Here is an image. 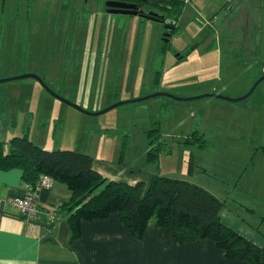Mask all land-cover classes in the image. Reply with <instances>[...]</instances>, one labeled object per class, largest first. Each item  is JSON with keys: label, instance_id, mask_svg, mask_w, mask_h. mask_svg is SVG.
<instances>
[{"label": "rangeland", "instance_id": "rangeland-1", "mask_svg": "<svg viewBox=\"0 0 264 264\" xmlns=\"http://www.w3.org/2000/svg\"><path fill=\"white\" fill-rule=\"evenodd\" d=\"M220 1L189 2L169 38L162 23L108 14L107 0H0V128L12 139L28 126L41 148L90 155L121 181L197 180L264 230V80L241 102L197 99L241 98L264 77L238 51L247 40H226L252 31Z\"/></svg>", "mask_w": 264, "mask_h": 264}, {"label": "trees", "instance_id": "trees-1", "mask_svg": "<svg viewBox=\"0 0 264 264\" xmlns=\"http://www.w3.org/2000/svg\"><path fill=\"white\" fill-rule=\"evenodd\" d=\"M131 1L141 8L139 16L164 24L167 37L178 33L177 25L187 0ZM149 12L158 16L148 17ZM27 127L23 135L0 142V171L21 170L27 187L36 188L40 177L48 175L69 189L70 200L56 209L68 214L71 243L80 237L82 221L104 219L117 213L124 226L137 237H142L150 221L155 220L167 245L211 239L230 258L264 264V247L225 226L221 221L224 203L204 188L158 174L148 185L109 181L94 169L92 156L41 148L29 139ZM197 133V140L204 139L203 134ZM149 144L148 161L153 162L163 147L161 143L154 145L152 140ZM194 162L192 158L188 166L190 176L196 168Z\"/></svg>", "mask_w": 264, "mask_h": 264}, {"label": "crops", "instance_id": "crops-1", "mask_svg": "<svg viewBox=\"0 0 264 264\" xmlns=\"http://www.w3.org/2000/svg\"><path fill=\"white\" fill-rule=\"evenodd\" d=\"M191 1L187 0L186 6ZM220 5L218 13L223 12L239 28H250L252 31L251 34L249 32L250 35L242 30V36H227L228 43L239 45L242 39L247 40L248 48L238 51H243L247 56L255 55L261 62L264 61V0H221ZM226 50L229 53L237 51L229 47ZM7 130V123L3 122L0 142L10 139ZM16 136L21 135L14 137ZM94 169L109 181L130 185L137 182H145L147 185L150 183L147 178L121 181L118 176L97 166L95 159ZM195 171L196 169L190 177H195ZM183 179L204 188L223 202L212 188L191 178ZM24 195L22 171H0V264H249L246 260L228 257L211 239L167 245L155 220L150 221L142 237H137L124 226L117 213L104 219L82 221L81 235L71 243L72 230L68 214L56 209L70 200L71 193L66 186L55 181L50 190L40 193L42 211L36 220V231L29 234V224L9 203L10 199L22 198ZM223 203L222 223L263 248L264 230L259 231L257 225L242 218L232 207H225L226 203ZM55 209L57 217L50 218L46 215L47 211Z\"/></svg>", "mask_w": 264, "mask_h": 264}, {"label": "built area", "instance_id": "built-area-1", "mask_svg": "<svg viewBox=\"0 0 264 264\" xmlns=\"http://www.w3.org/2000/svg\"><path fill=\"white\" fill-rule=\"evenodd\" d=\"M53 182L54 181L50 176L42 175L36 188L25 186L24 197L9 200V203L16 209L23 220L29 224V234H34L36 231V220L42 211L39 201L40 193L44 190H50L53 186ZM46 215L50 218H55L58 216V213L55 209L47 211Z\"/></svg>", "mask_w": 264, "mask_h": 264}, {"label": "water", "instance_id": "water-1", "mask_svg": "<svg viewBox=\"0 0 264 264\" xmlns=\"http://www.w3.org/2000/svg\"><path fill=\"white\" fill-rule=\"evenodd\" d=\"M107 6L109 8H112L114 9L113 11H111L112 13H122V14H125V15H129V16H137V15H140V9H139V6L136 5V4H129V3H124V2H116V1H109L107 3ZM148 17H157L158 15L153 13V12H149L148 13ZM142 15V14H141ZM145 15H142V17H144ZM147 17V16H145ZM24 77H31V78H35L37 79L42 85H45L44 82L37 76L35 75H26ZM24 77H19L18 79H21V78H24ZM7 80H11V79H7ZM7 80H1L0 82H5ZM264 80V77L258 81V83H256V85L253 87V89L247 94L245 95L244 97H241V98H237V99H230V98H227V97H223L221 95H211V94H208V95H203L201 97H197V99L199 98H202V97H213V98H218V99H223V100H230V101H233V102H241L243 100H245L246 98H248L254 91V89ZM51 94L54 96V97H57L59 98L55 93L51 92ZM157 95H161V96H168V97H171V98H174L176 100H191V99H182V98H177V97H174L170 94H156V95H153V96H157ZM122 104V103H121ZM121 104H118V105H121ZM116 105V106H118ZM115 107V106H114ZM113 108V107H112ZM111 109V108H110ZM110 109H107L105 111H103L102 113H105L106 111L110 110Z\"/></svg>", "mask_w": 264, "mask_h": 264}, {"label": "flooded vegetation", "instance_id": "flooded-vegetation-1", "mask_svg": "<svg viewBox=\"0 0 264 264\" xmlns=\"http://www.w3.org/2000/svg\"><path fill=\"white\" fill-rule=\"evenodd\" d=\"M107 1H116V2H124V3H129V4H136L137 5V3L136 2H133V1H131V0H107ZM106 7V9H105V11L108 13V14H111V15H120V14H122V13H112L111 11H113L114 9H112V8H109L107 5L105 6ZM139 9H140V11H141V8L139 7ZM123 15H125V14H123Z\"/></svg>", "mask_w": 264, "mask_h": 264}]
</instances>
